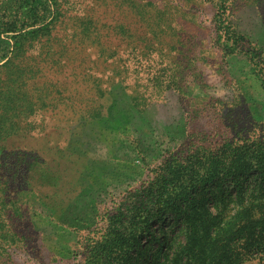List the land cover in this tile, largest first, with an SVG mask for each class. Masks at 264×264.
I'll use <instances>...</instances> for the list:
<instances>
[{
    "label": "rangeland",
    "instance_id": "obj_1",
    "mask_svg": "<svg viewBox=\"0 0 264 264\" xmlns=\"http://www.w3.org/2000/svg\"><path fill=\"white\" fill-rule=\"evenodd\" d=\"M69 1L0 0V264H264V0Z\"/></svg>",
    "mask_w": 264,
    "mask_h": 264
},
{
    "label": "trees",
    "instance_id": "obj_2",
    "mask_svg": "<svg viewBox=\"0 0 264 264\" xmlns=\"http://www.w3.org/2000/svg\"><path fill=\"white\" fill-rule=\"evenodd\" d=\"M16 1V0H15ZM46 4V8L49 9L51 7L52 13L49 15L50 20L44 25V28L42 30H46V34H49L52 36V31L55 26H57L59 22L61 23H67L68 20H71L73 22L76 21L77 17L73 16L72 14H69L72 6V2L69 0H44ZM34 3V0L31 4ZM77 4H80V1H77ZM79 15L80 19H84L87 22L84 23H92V15H88V11L85 10L84 7H79ZM47 18V17H46ZM89 18V19H88ZM228 20V19H227ZM226 18H224L225 23H227V30L221 32L223 36L225 34H228V31L230 29V22H227ZM57 24V25H56ZM96 25H93L94 28H99L97 26V23H94ZM49 25V26H48ZM222 30V29H221ZM39 32V30L37 31ZM95 33H100V29H97ZM38 33H35L37 35ZM54 37V36H53ZM193 216V213H177L175 218L173 217H168L166 213H159V214H152V213H115L113 216L110 218L109 224L113 225L114 223H119L120 221H123L127 225H130L133 230L137 229L140 230L138 231L137 234H141L142 229L148 228L150 221L155 220L157 225H160L162 220H165V227H171L173 226V231L179 228V231L182 230V225L191 222V218ZM173 219V223H170V219ZM124 219V220H123ZM1 225V224H0ZM141 226V227H140ZM102 237L99 239L98 244H102L100 241ZM105 242H108L106 240ZM97 244V245H98ZM161 244L160 246H162ZM96 245H92L89 249V256L88 260H92V264H124L121 262V260L116 261V260H110L107 261V257H104L102 261L99 260V258L96 256L97 249L95 248ZM95 248V249H94ZM161 248V247H160Z\"/></svg>",
    "mask_w": 264,
    "mask_h": 264
}]
</instances>
